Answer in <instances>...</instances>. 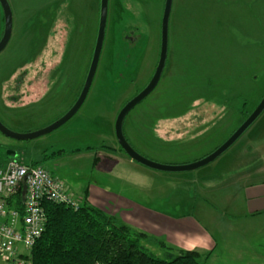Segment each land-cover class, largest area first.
Listing matches in <instances>:
<instances>
[{"label":"rangeland","instance_id":"rangeland-1","mask_svg":"<svg viewBox=\"0 0 264 264\" xmlns=\"http://www.w3.org/2000/svg\"><path fill=\"white\" fill-rule=\"evenodd\" d=\"M8 2L13 32L0 54V121L14 132L31 133L59 120L77 101L95 48L100 0ZM164 7L165 0H109L99 66L78 113L52 133L30 141H15L0 132V162L10 159L7 153L13 151L16 160L39 162L75 197L91 186L97 193L107 189L145 204L153 210L133 204L129 224L141 231L148 228L151 237L177 253L170 239L171 225L176 224L172 217L193 214L209 227L213 224L204 220L206 211L220 219L230 216L219 199L205 196L210 186L205 175L264 154V112L227 152L197 170L159 172L134 161L116 165L105 158L99 167L94 165L100 150L121 152L130 159L117 141L116 120L156 70ZM2 15L0 6V39ZM66 16L74 31L70 59L62 81L56 82L53 75L57 84L49 92L46 78L61 62ZM263 97L264 0H173L164 73L156 89L127 115L124 136L154 162L193 164L241 126L244 103L251 110ZM199 121L202 126L197 128ZM118 214L128 222L125 212ZM135 215L150 225L141 227ZM208 230L221 243L223 231ZM233 240L238 243L243 236L237 234ZM142 244L154 256L167 258L169 250L147 241ZM0 264L13 263L0 258Z\"/></svg>","mask_w":264,"mask_h":264},{"label":"crops","instance_id":"crops-1","mask_svg":"<svg viewBox=\"0 0 264 264\" xmlns=\"http://www.w3.org/2000/svg\"><path fill=\"white\" fill-rule=\"evenodd\" d=\"M121 154V152L113 153L111 150L106 153L100 150L93 163L99 167L101 160L105 158L116 165H131L132 160L126 159ZM235 162L233 167H226L220 171L217 169L205 175L206 182L210 183L207 191H204L205 196L219 199L218 203L224 205L231 219L227 214L220 219L214 213L208 214L206 211L204 220L213 224L206 227L201 225L202 222L193 214L172 217L176 218L174 219L176 224L171 225L173 229H171V238L170 236L169 238L174 248L196 251L202 255L206 264H264V154L258 153L257 159L251 161L244 158ZM91 189V186L84 188L80 198L86 197L91 205L102 210L107 209L109 212L104 211L118 218L120 217L117 216L118 213L125 212L124 219L128 221L126 222L128 224V219L131 218L130 207L133 204L147 211L152 209L120 193H112L107 189H102L101 193H97ZM98 202L105 206H99ZM125 202L129 205H125ZM134 217V220L139 219L137 223L141 227L150 225L142 215ZM161 217L165 221L163 218L165 216ZM186 218L190 221H183ZM208 228L223 231L221 243L215 239L214 234L210 233L211 230L209 231ZM146 230L149 231L148 228H143L142 231L147 232ZM237 234L243 236V240L238 243L233 240Z\"/></svg>","mask_w":264,"mask_h":264},{"label":"trees","instance_id":"trees-1","mask_svg":"<svg viewBox=\"0 0 264 264\" xmlns=\"http://www.w3.org/2000/svg\"><path fill=\"white\" fill-rule=\"evenodd\" d=\"M2 21L3 33L4 15ZM259 103L251 110L244 103L241 110L244 121ZM25 164L41 166L37 161ZM43 208L45 230L24 257L30 264H206L200 253L185 250L174 253L165 242L91 205L86 197L77 210L49 201L43 202ZM143 241L169 250L167 258L154 256Z\"/></svg>","mask_w":264,"mask_h":264},{"label":"built area","instance_id":"built-area-1","mask_svg":"<svg viewBox=\"0 0 264 264\" xmlns=\"http://www.w3.org/2000/svg\"><path fill=\"white\" fill-rule=\"evenodd\" d=\"M77 210L82 199L43 166L27 165L10 158L0 162V258L24 264L42 236L46 216L43 202Z\"/></svg>","mask_w":264,"mask_h":264},{"label":"water","instance_id":"water-1","mask_svg":"<svg viewBox=\"0 0 264 264\" xmlns=\"http://www.w3.org/2000/svg\"><path fill=\"white\" fill-rule=\"evenodd\" d=\"M0 6L2 8L4 15V32L0 40V54H1L6 49L12 37L13 13L8 0H0ZM172 6H173V0H165V7H164L162 23H161V49H160V56L156 70L150 82L147 84V86L142 91H140L135 97L129 100L121 109L116 120L115 134L121 149L132 161L155 171L178 173V172H188V171L200 169L214 162L216 159L221 157L225 152H227L263 114L264 97L262 98L258 106L255 108V110L249 115V117L220 147H218L210 155L206 156L205 158L193 164L182 165V166L159 164L142 156L139 152H137L125 138L123 125L127 115L156 89L162 78L168 59L169 24H170ZM108 11H109V0H100L98 33H97L95 48H94L89 72L85 84L83 86V89L81 91V94L78 97L75 104L71 107V109L53 124L49 125L44 129L31 133L14 132L0 121V132L3 135L15 141L34 140L39 137L45 136L49 133H52L53 131H55L56 129L60 128L65 123H67L69 120H71L78 113V111L80 110V108L87 99V96L90 92V89L93 85L97 73V69L99 66V62L104 46L105 36H106ZM7 154L11 158L16 157V153L13 151H9Z\"/></svg>","mask_w":264,"mask_h":264},{"label":"flooded vegetation","instance_id":"flooded-vegetation-1","mask_svg":"<svg viewBox=\"0 0 264 264\" xmlns=\"http://www.w3.org/2000/svg\"><path fill=\"white\" fill-rule=\"evenodd\" d=\"M63 21H64L66 29H65V38H64V42H63L62 57H61V62L59 63V65H57V67L53 68V70H51L49 72V74L47 75L46 81H48V82L46 83V86L48 87L47 91H49V92H52L53 90H55V87H56V84H57L56 82H58V80L60 78H61V81L64 78V74L67 71L68 62H69V59H70V49H71L72 38H73V33H74V31H73V23L72 22L68 23L67 16L65 17V19L63 18ZM69 24H71V28H70ZM89 68H90V66H89ZM88 72H89V70H88ZM54 74H56V79H55L56 82L55 83L53 81V75ZM87 75H88V73H87ZM86 78H87V76H86ZM85 81H86V79H85ZM82 89H83V87H82ZM80 94H81V92H80ZM16 100L18 102V101H20V98L19 99L17 98ZM197 123H198L197 128L202 126V124H201L202 122L199 121Z\"/></svg>","mask_w":264,"mask_h":264}]
</instances>
